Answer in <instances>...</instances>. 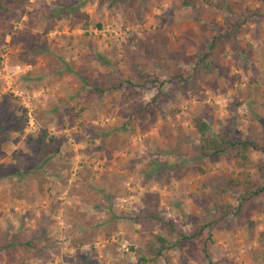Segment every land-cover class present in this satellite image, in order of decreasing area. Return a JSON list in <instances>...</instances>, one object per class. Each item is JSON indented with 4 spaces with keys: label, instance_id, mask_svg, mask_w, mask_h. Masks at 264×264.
Instances as JSON below:
<instances>
[{
    "label": "rangeland",
    "instance_id": "374dc122",
    "mask_svg": "<svg viewBox=\"0 0 264 264\" xmlns=\"http://www.w3.org/2000/svg\"><path fill=\"white\" fill-rule=\"evenodd\" d=\"M8 1L0 97L26 126L0 143V264H141L135 251L161 229L150 211L205 228L171 264H264V196L242 203L232 183L263 187L264 155L251 147L246 167L239 146L202 159L193 126L201 117L213 137L264 146V0ZM216 39L225 53L204 63ZM44 131L52 141L36 154L29 137Z\"/></svg>",
    "mask_w": 264,
    "mask_h": 264
},
{
    "label": "trees",
    "instance_id": "16d2710c",
    "mask_svg": "<svg viewBox=\"0 0 264 264\" xmlns=\"http://www.w3.org/2000/svg\"><path fill=\"white\" fill-rule=\"evenodd\" d=\"M13 1L8 0H0V15L8 14L11 12V4ZM60 9V10H59ZM55 12V15L58 19H62L68 15L66 8H59ZM54 13V12H53ZM53 30L52 25L48 24L45 28V33H49ZM212 42L210 47L208 48L210 52L206 53L203 57L204 63H211L212 65H217L222 59V55L225 53V45L221 44L219 41ZM121 82V86H122ZM96 92H105L103 88H95ZM138 107L139 112L143 113L141 107L138 104H135ZM146 110V109H145ZM17 114V104L16 100L11 95H3L0 97V143L4 140L8 141L12 139V134L14 132L23 131L26 122L22 120ZM49 121V120H48ZM193 126L196 129L197 133L200 135V145L198 155L204 158H219V156L224 155L230 147H241L239 149V153L236 156V162L239 167H246L249 163L248 151L250 148H254L257 151L261 152L264 155V146L263 143L256 142V140H249L248 142L240 143L238 141H229L224 138V133L218 135L217 137H213L210 135V126L203 120L201 117H195L193 120ZM40 138H33V136L29 137V141L33 144V149L36 154L40 153L44 150L45 147H48L50 141L52 139L48 138L46 131L42 134H39ZM48 140V142H47ZM47 142V143H46ZM29 145V143H28ZM43 158V155H42ZM47 160H44L46 163ZM258 171L260 174L264 175V164L258 166ZM240 178V177H239ZM234 179L232 183H236L239 186L244 185L245 189H247V193H245L242 197V203L250 204L255 197L264 196V186L257 187L252 182L244 178L242 180ZM250 191V192H249ZM158 206V203H156ZM218 205L220 210H223V214L225 216H229L232 214H237L240 212L241 208L235 209L231 204H223ZM153 211L149 214L150 218L157 219L158 223L161 224L160 232L152 233V239L147 242L144 249H137L135 251V255L138 258L139 263L141 264H149L154 263L156 260L163 258L167 264L172 263V258L170 257L169 251L172 248H177L179 246L185 247L189 241L194 242L198 240L205 231L204 227H200L197 220H192L193 231L189 234L183 227L177 224L174 221H166L158 219V216L154 214ZM251 227L253 223L250 222ZM259 243L264 245V232H261L259 236ZM25 248H32L37 246L36 244L32 245L31 242H27L22 244ZM17 251V250H14ZM7 256H11L8 252ZM3 258L0 257V260Z\"/></svg>",
    "mask_w": 264,
    "mask_h": 264
},
{
    "label": "built area",
    "instance_id": "2783aa9c",
    "mask_svg": "<svg viewBox=\"0 0 264 264\" xmlns=\"http://www.w3.org/2000/svg\"><path fill=\"white\" fill-rule=\"evenodd\" d=\"M24 69L25 68H22L21 66L17 67L18 72L25 71ZM9 88H10V92L12 93V95L14 97L18 98L19 100H22L27 105L29 104L30 96L28 95V93L25 90H23L22 88H19L18 86H15L12 83H11V85H9ZM27 108L29 109V114H28V116H29V125H30V128L34 129L35 119H34V117L32 115V113H33L32 112V108L31 107H27Z\"/></svg>",
    "mask_w": 264,
    "mask_h": 264
}]
</instances>
